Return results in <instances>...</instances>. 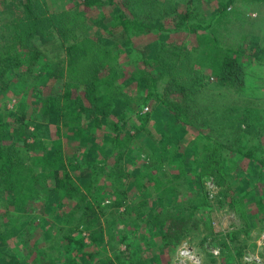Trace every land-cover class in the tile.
Listing matches in <instances>:
<instances>
[{
  "label": "trees",
  "instance_id": "obj_1",
  "mask_svg": "<svg viewBox=\"0 0 264 264\" xmlns=\"http://www.w3.org/2000/svg\"><path fill=\"white\" fill-rule=\"evenodd\" d=\"M172 1L79 0L58 12L47 0H2L9 16L0 36V100L17 104L0 106V264H161L160 254L190 230L211 233L197 216L208 203L180 200L186 185L201 193L196 179L209 169L233 190L224 191L230 207L242 209L258 193L264 210V106L243 93L245 64L264 68L256 52L264 48L245 53L219 37L229 26L251 27L245 9L264 0H198L207 16L192 13L196 0ZM104 6L112 14L87 13ZM166 31L194 34L193 58L177 45L154 55L135 45ZM121 42L131 49L124 64ZM198 60L231 93L205 84L193 71ZM129 68L134 96L118 82ZM160 82L168 85L160 90ZM145 106L153 112L143 113ZM129 119L138 121L134 133ZM224 127L228 134L217 138ZM228 254L226 264L241 257Z\"/></svg>",
  "mask_w": 264,
  "mask_h": 264
},
{
  "label": "rangeland",
  "instance_id": "obj_2",
  "mask_svg": "<svg viewBox=\"0 0 264 264\" xmlns=\"http://www.w3.org/2000/svg\"><path fill=\"white\" fill-rule=\"evenodd\" d=\"M47 1L50 5H53L54 10L63 12L64 10H68L72 5H75L79 0ZM216 1L218 2V0ZM172 2L184 5L187 0H174ZM205 4L207 5L206 7H208L210 13L215 11V6L210 7V5H208V1H206ZM3 5L4 4L2 3V0H0V36L3 25L8 21L6 20V17L9 16V14L5 12ZM255 9L256 10L253 9L252 11L250 9H245V11H250L248 14V23L253 22L251 27H244L245 31L229 26V29L231 31V33L229 34L225 32L224 29H221L222 34L219 37L223 43H226V45L230 47L237 46L241 50L245 51V53L256 49V47L258 48V45L264 48V4ZM191 10L193 14L197 15L205 14L207 16L208 12L207 9L204 10L198 0H196V2L192 5ZM112 12L113 11H111L110 6H104L100 8V12L90 10L87 13L95 17L98 16L100 19H102L105 15H108L110 13L112 14ZM121 12L123 13V11ZM158 17L161 20V23L167 26H169L171 22L172 25L174 24L172 20L173 17L171 15H158ZM99 27H103V25L101 23H97L95 25V28L98 29ZM243 32L247 35H243ZM244 36L246 37V39L243 40ZM102 40L105 41L106 38ZM135 45H137L138 47L141 46L144 50L145 55L161 54V50L163 47H165V49H168L173 45H177L183 48L182 53H184L188 58H193L195 54L194 49H196L197 47V37L194 34L189 35L184 32L167 33L166 31L162 33H151L149 34V36H143L141 38L135 39ZM130 51L131 49H127L124 46L123 42H121V48L118 50L116 55H118L119 57H123L121 60L122 64L125 63L124 56H126ZM256 52L264 54V49H262L261 52ZM201 64V60L196 61L193 71L200 74L205 84H210L216 87V94L224 95V93L226 92L231 93L227 89L219 87V85L215 86L216 79L213 77H209V72L207 73L206 69H204ZM153 66L154 63L151 67L153 68ZM245 71L246 90H244L243 93L245 94V96L252 97L253 100L258 103V105L264 106V88H261V84L264 85V68L261 65H257L254 61L250 60L245 64ZM130 72L131 68L126 71L125 78L118 80V82L119 84L121 83L123 85L124 93H129L130 95L134 96V94H136L137 92L132 90L134 89V84H137V81L133 80L134 83L128 81ZM166 85L168 84L160 82L159 89H164ZM212 96L216 98V96ZM177 99L178 98L176 96L172 97V101L175 100V102H177ZM16 104V98L6 96L2 101L0 100V106H4L1 108L7 107L8 109H14ZM132 107L140 112V107L138 106L137 102H134V105ZM142 111L143 113L150 112L151 108L145 106L142 108ZM10 119L11 118H8L7 120ZM137 122V119L128 120L127 128L131 131L130 133L135 132V129H133V127H135V125L137 126ZM106 127V125L102 124L103 133L109 132L106 130ZM224 130L225 127L221 132L217 133V138L220 137V134L223 137L228 134L227 132H224ZM102 132L98 133L97 135L98 142H101V140L103 139ZM54 135L55 133H52L53 137ZM258 142L262 144L261 141ZM135 143L139 145L140 141L137 140ZM64 149V152L67 156H72V151L68 148V144L64 143ZM134 158L135 161H137V165H141L145 160V154L142 153L141 158L139 159L138 156L135 157L134 155ZM213 171H215V168H213ZM225 175L223 177L226 179ZM231 177L233 178L234 183L239 184L234 174H232ZM196 180L199 182V187H201V193L198 194V189L196 188L197 185H193L192 188H189V186L186 185L184 186L183 190H181L180 200L189 204V198L193 197V199L197 200L198 202L204 201L206 202V204L208 203L207 205L210 206L211 209H207V213L201 212V214H198L197 216L198 219L202 221L203 225H210L212 227L211 233L208 234L205 229L202 228V226H200L197 232L194 231L192 233V230H190L189 235H187L186 238L187 240H184L178 245H171L170 250L173 249L172 251L175 250L174 252L170 253V250L168 249L169 251L166 250L165 252L160 254L161 264H226L230 262L228 260L229 252L234 253L235 256L239 253L238 255L241 256L237 261H234L233 264H246L252 261L264 264V210L260 211L256 204L257 201L262 198L260 194L257 193V195L251 196L246 202L243 201L244 205L242 209H240L239 207L235 208V206L232 208L229 206V202L227 201L229 200V198L226 201L224 200L225 195L227 194L224 191L229 190V193H231L233 192V190L230 188V186L221 188L216 181L218 179H216L212 175L211 169L207 170L206 172H202V175H200V177H198ZM249 189L251 188H248L246 190L248 191ZM178 233V235L180 236V232ZM174 234H176V232H174ZM197 234H199V236H196ZM229 236H233L234 241L231 240ZM223 242H227L229 246L227 250L224 248ZM16 243L19 242L17 241ZM184 248L189 249L190 255H181V252ZM124 249L125 247L123 246L122 250ZM14 250L16 252H20L21 250L23 251V253L25 252V250L17 246V244H15ZM151 252L153 253V255L156 253L158 254V251L156 250Z\"/></svg>",
  "mask_w": 264,
  "mask_h": 264
},
{
  "label": "built area",
  "instance_id": "obj_3",
  "mask_svg": "<svg viewBox=\"0 0 264 264\" xmlns=\"http://www.w3.org/2000/svg\"><path fill=\"white\" fill-rule=\"evenodd\" d=\"M181 255L185 256V255H190V251L188 248H184L183 251L181 252Z\"/></svg>",
  "mask_w": 264,
  "mask_h": 264
}]
</instances>
